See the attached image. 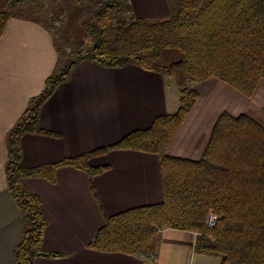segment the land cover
Instances as JSON below:
<instances>
[{"label":"trees","instance_id":"16d2710c","mask_svg":"<svg viewBox=\"0 0 264 264\" xmlns=\"http://www.w3.org/2000/svg\"><path fill=\"white\" fill-rule=\"evenodd\" d=\"M69 1L80 9L85 38L64 50L58 46V61L43 92L31 100L8 135V190L23 220L15 264L60 257L42 249L48 224L42 200L28 191L25 181L54 183L63 167L84 171L92 181L106 167H93L90 160L108 150L158 154L164 201L107 218L90 248L155 257L162 231L175 229L196 233V253L217 257L220 264H264V111L239 117L222 114L199 161L167 155L198 100L194 84L215 78L251 98L264 79V0H166L169 17L155 21L137 18L130 0ZM38 12L36 0H9L0 10V39L10 19L41 21L34 17ZM168 53L180 57L166 65ZM84 61L106 69L135 66L174 78L179 110L109 148L24 168L23 136L48 134L40 127V110ZM211 215L216 218L213 228L208 226Z\"/></svg>","mask_w":264,"mask_h":264},{"label":"crops","instance_id":"0c3cea01","mask_svg":"<svg viewBox=\"0 0 264 264\" xmlns=\"http://www.w3.org/2000/svg\"><path fill=\"white\" fill-rule=\"evenodd\" d=\"M9 0H0V10ZM134 15L146 20L169 17L166 0H130ZM58 61L56 36L36 19L12 18L0 39V264H15L23 220L7 183L8 135L40 95ZM198 100L174 136L167 155L199 161L224 113L239 117L264 111V79L251 98L219 79L193 85ZM180 108L174 78L135 66L102 68L80 63L42 106L40 127L48 134L22 138V166L58 164L109 148L126 136L149 129L159 117ZM106 167L94 177L73 167L57 172L56 182L31 178L28 191L42 200L47 222L42 249L60 255L39 257L34 264H220L195 251L197 234L165 229L155 257L90 248L106 219L163 203L161 159L140 150H108L90 160Z\"/></svg>","mask_w":264,"mask_h":264},{"label":"rangeland","instance_id":"374dc122","mask_svg":"<svg viewBox=\"0 0 264 264\" xmlns=\"http://www.w3.org/2000/svg\"><path fill=\"white\" fill-rule=\"evenodd\" d=\"M36 4L39 12L34 17L52 30L60 48L64 50L85 38L80 9L69 0H36ZM179 57L177 53H168L163 63L169 65Z\"/></svg>","mask_w":264,"mask_h":264},{"label":"built area","instance_id":"2783aa9c","mask_svg":"<svg viewBox=\"0 0 264 264\" xmlns=\"http://www.w3.org/2000/svg\"><path fill=\"white\" fill-rule=\"evenodd\" d=\"M215 221H216V218H215L213 215H211V216H210V219H209V224H208V226H209L210 228H213V227L215 226Z\"/></svg>","mask_w":264,"mask_h":264}]
</instances>
